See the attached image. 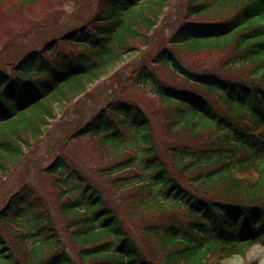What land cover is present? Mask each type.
Wrapping results in <instances>:
<instances>
[{
  "label": "trees",
  "instance_id": "obj_1",
  "mask_svg": "<svg viewBox=\"0 0 264 264\" xmlns=\"http://www.w3.org/2000/svg\"><path fill=\"white\" fill-rule=\"evenodd\" d=\"M52 2L0 0V30ZM172 3L85 2L81 25L0 69V187L125 53L156 45ZM177 15L36 168L53 192L26 181L0 210V264H220L264 237V0H183Z\"/></svg>",
  "mask_w": 264,
  "mask_h": 264
},
{
  "label": "rangeland",
  "instance_id": "obj_2",
  "mask_svg": "<svg viewBox=\"0 0 264 264\" xmlns=\"http://www.w3.org/2000/svg\"><path fill=\"white\" fill-rule=\"evenodd\" d=\"M92 0H53V2L46 6H39L31 12L26 13V16H22L21 19L12 21L11 24L17 33H9L12 31V25L7 26L0 30V69L13 73L14 66L21 60V58L30 52L40 50L48 40L57 38L60 35H64L70 30L75 29L80 22H84L87 17L90 16L92 10L80 12L79 22L73 19L72 14L75 9H81L85 2ZM183 0H173L171 8L168 10V15L162 18V24L159 30L153 32L154 37L151 48L146 49V55L153 54L159 50L157 43H160L164 37H169L174 31L179 22L177 12L182 10ZM29 19L35 21L38 24L37 28H34L27 36H22L27 31L23 21ZM21 33V34H18ZM157 35V36H156ZM156 36V37H155ZM53 37V38H49ZM49 38V39H48ZM126 69V68H125ZM122 71L117 69L111 72L109 79L104 78L103 82H97L92 87L89 94L81 97L76 102L74 109L68 112V115H60V119L54 122L50 127V134L43 139L42 143L38 146V149L31 151L23 159L22 163L12 172L11 176L0 187V210L5 207L7 202L13 193L20 189L24 182L30 181L35 184L37 181L46 193H52L53 190L49 186L50 182L36 168L47 167L53 159L56 157L54 151L59 146V139L62 134L72 133L74 128H77L90 117H92L108 100V96L113 92L111 88L115 83L112 82V77L116 72ZM124 76V75H123ZM83 141V140H80ZM83 144H77V151L82 149ZM31 155V156H29ZM87 162V159H79L78 165L83 169V164ZM86 169H90L89 173L95 179L94 167L85 166ZM87 172V170H86ZM97 182V181H96ZM98 183V182H97ZM99 184V183H98ZM101 189L103 186L99 184ZM111 206L119 204L113 196L106 198ZM177 216L180 219H184V211L177 210ZM123 219V218H122ZM124 225L128 233L138 241L139 245L146 254L151 257L154 256L155 247L145 237L143 226L135 225L133 221H127L123 219ZM222 264H264V240L255 244L243 257L235 255L232 257L224 258Z\"/></svg>",
  "mask_w": 264,
  "mask_h": 264
}]
</instances>
